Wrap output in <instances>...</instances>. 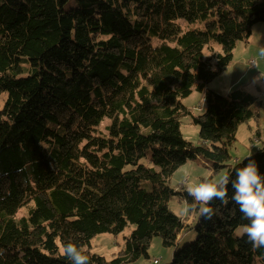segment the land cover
Segmentation results:
<instances>
[{
  "label": "trees",
  "instance_id": "16d2710c",
  "mask_svg": "<svg viewBox=\"0 0 264 264\" xmlns=\"http://www.w3.org/2000/svg\"><path fill=\"white\" fill-rule=\"evenodd\" d=\"M259 23L264 0H0V264H71L68 240L89 264H133L150 259L156 237L176 249L169 264H264V248L235 234L247 221L230 186L227 204L209 205L212 220L186 225L169 207L192 202L170 185L189 161L231 177L250 158L264 175V148L229 164L257 98L248 85L208 88ZM194 89L205 94L199 116L181 101ZM188 116L198 145L182 133ZM130 225L117 257L91 251ZM187 230L196 238L179 249Z\"/></svg>",
  "mask_w": 264,
  "mask_h": 264
},
{
  "label": "rangeland",
  "instance_id": "374dc122",
  "mask_svg": "<svg viewBox=\"0 0 264 264\" xmlns=\"http://www.w3.org/2000/svg\"><path fill=\"white\" fill-rule=\"evenodd\" d=\"M183 25H194L197 28H204L206 21L199 20L195 24H187L182 21ZM264 50V23L256 24L253 27L251 37L246 41H239L235 50L233 51V61L228 68L215 78L209 85V89L214 90L220 94L226 95L230 91L240 87L246 86L245 90L257 98L258 118L242 124L237 132L236 141L230 149L231 161L229 164H235L238 160L247 158L252 153L264 148V81L256 82V77L259 76V70L264 71V55L261 51ZM210 54V52H207ZM257 62V67H251L250 61ZM7 94L0 97V109L6 102ZM183 105L192 112L193 115H202L206 109L205 94L194 89L193 93L181 100ZM259 103V104H258ZM261 103V104H260ZM260 108V109H259ZM109 122H105L101 129L105 131V126ZM182 133L184 137L194 145H198L199 127L192 123L191 116L185 117L182 120ZM142 164L152 166L147 160H142ZM225 171L213 175L211 170L206 166L201 159L196 161H189L181 166L171 177L170 185L173 189L184 188L186 190V181H199L205 178H218L225 175ZM182 192L181 190H178ZM184 195V193H183ZM33 207V203L21 208L17 213V218L28 215L29 210ZM169 207L173 213L181 217L186 225H192L195 222L196 216L190 211H185L186 203L180 197H174L169 202ZM135 227L130 225L123 233L115 234H100L91 242V251L95 254L105 257L107 260H112L124 249L126 238L131 235ZM242 235V234H241ZM196 238L194 230H187L180 240L178 246L181 249L183 246L191 244ZM176 249L167 248L163 245L160 237L153 239L149 251L150 259L141 258L133 264H169L172 260ZM258 264H261L258 261Z\"/></svg>",
  "mask_w": 264,
  "mask_h": 264
},
{
  "label": "clouds",
  "instance_id": "9594fccd",
  "mask_svg": "<svg viewBox=\"0 0 264 264\" xmlns=\"http://www.w3.org/2000/svg\"><path fill=\"white\" fill-rule=\"evenodd\" d=\"M264 55V50L261 51ZM259 70V68L257 67ZM256 82L264 81V71L259 70ZM247 163L238 167L233 176L221 175L218 178H205L199 181L187 180L186 191L192 202L186 205L185 211L199 214L212 220L215 211L209 205L214 200L224 204L229 202V186L232 190L231 201L239 206L242 218L247 223L235 229L236 235L244 234L253 250L264 248V175L260 173L257 162L247 158ZM62 253L71 264H89V257L83 245L72 240L62 242Z\"/></svg>",
  "mask_w": 264,
  "mask_h": 264
},
{
  "label": "built area",
  "instance_id": "2783aa9c",
  "mask_svg": "<svg viewBox=\"0 0 264 264\" xmlns=\"http://www.w3.org/2000/svg\"><path fill=\"white\" fill-rule=\"evenodd\" d=\"M249 64L251 67H254V68L257 67V62L254 60H251Z\"/></svg>",
  "mask_w": 264,
  "mask_h": 264
},
{
  "label": "bare ground",
  "instance_id": "6f19581e",
  "mask_svg": "<svg viewBox=\"0 0 264 264\" xmlns=\"http://www.w3.org/2000/svg\"><path fill=\"white\" fill-rule=\"evenodd\" d=\"M191 28H192V26H191ZM4 106V105H3ZM105 122H111L110 120H108V119H106V120H104V122L101 124V126L105 123ZM237 163H239L240 162V160H238V161H236ZM32 203V202H31ZM29 213V212H28ZM157 262V261H156Z\"/></svg>",
  "mask_w": 264,
  "mask_h": 264
},
{
  "label": "crops",
  "instance_id": "0c3cea01",
  "mask_svg": "<svg viewBox=\"0 0 264 264\" xmlns=\"http://www.w3.org/2000/svg\"><path fill=\"white\" fill-rule=\"evenodd\" d=\"M257 66H259V64Z\"/></svg>",
  "mask_w": 264,
  "mask_h": 264
}]
</instances>
